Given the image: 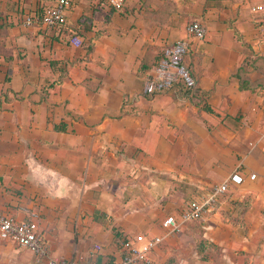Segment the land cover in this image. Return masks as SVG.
<instances>
[{
    "label": "crops",
    "instance_id": "obj_1",
    "mask_svg": "<svg viewBox=\"0 0 264 264\" xmlns=\"http://www.w3.org/2000/svg\"><path fill=\"white\" fill-rule=\"evenodd\" d=\"M22 1L16 0L18 15H10L28 37H14L11 28L0 39V212L30 220L53 256L114 264L123 241L162 236L163 220L188 205L185 197L204 200L238 172L243 184L229 182L206 218H240L238 228L224 226L213 239L264 264V89L240 92L233 78L246 55L214 20L216 3L228 0H167L177 16L164 0H123L119 12L109 0H67L65 24L51 29H26L22 20L56 0ZM204 3L206 12L199 9ZM157 9L158 23L149 17ZM251 16L264 33L258 14ZM193 21L206 29L209 44L186 34ZM241 24L251 31L249 20ZM54 32L61 38L37 57L34 34ZM73 37L88 40L92 52L74 50ZM176 41L191 42L192 55L208 54L194 65L193 88L146 97L148 75L138 72L146 47ZM59 42L60 54L50 55ZM250 71V81L264 83V75L254 72L252 79ZM57 124L63 132L53 130ZM102 218L111 223L107 229L94 223ZM174 235L150 253L155 264L182 262L169 260ZM0 264L48 262L0 239Z\"/></svg>",
    "mask_w": 264,
    "mask_h": 264
},
{
    "label": "built area",
    "instance_id": "obj_2",
    "mask_svg": "<svg viewBox=\"0 0 264 264\" xmlns=\"http://www.w3.org/2000/svg\"><path fill=\"white\" fill-rule=\"evenodd\" d=\"M108 2L115 10L123 9V0H109ZM39 8L42 10L40 15L33 13L23 17L22 26L24 28L43 26L51 29L65 24L67 0H56L51 5ZM252 11L258 14L264 31V0H257V3L252 7ZM186 34L195 40H203L206 35V29L199 22L193 21L186 26ZM70 42L74 47L81 45V41L77 37H73ZM187 51L188 44L183 41H176L162 49L161 59L145 79L143 87L145 95L155 96L177 89L179 83H183L186 89L193 88L195 81L184 64V57ZM255 178V174L249 175L250 180ZM229 182L239 186L243 184L244 178L240 173L234 172L229 176L228 182L225 181L214 188V193L210 197L201 201H191L177 215H167L162 222L164 230L162 236L146 239L141 234L137 235L135 237L137 245L126 244L125 253L114 264H155L150 253L163 242L166 236L180 232L190 221L203 219L204 213L213 209L217 196L227 192ZM0 239L11 241L29 250L38 259H46L48 264H97L94 260L74 263L70 260L53 256L46 244L40 239L36 228L30 220L17 221L1 212ZM95 249L98 250L99 246H95ZM177 264H181V262Z\"/></svg>",
    "mask_w": 264,
    "mask_h": 264
},
{
    "label": "rangeland",
    "instance_id": "obj_3",
    "mask_svg": "<svg viewBox=\"0 0 264 264\" xmlns=\"http://www.w3.org/2000/svg\"><path fill=\"white\" fill-rule=\"evenodd\" d=\"M25 1L28 2L30 0H23L22 2L25 3ZM164 1H165L164 6L167 5L168 7H171L172 9L171 13L175 14L176 13L175 11L177 9L176 6L173 5L172 3L169 4L167 0ZM251 3H252L251 0H242L241 4L237 6L235 5L234 0H228L224 4L216 3L214 7L215 10L214 20L216 22L223 23L225 25L226 31L230 32L232 40L238 43V52L240 54L243 53V55H246L245 57H242L241 60L245 61L248 66L252 67L250 72H253L252 75H254V77L252 79H254L256 77V73L254 72H258L264 75V62L258 61L256 64L254 63L255 57L258 56L263 58V56L258 54L261 53L264 54V52L261 51V47H260V45L264 46V33L256 32L255 31L256 27L254 26V24L252 26L250 20L251 19L254 20V18L252 16L250 17V15L252 14L254 15L256 13L252 11L253 4L251 5ZM16 4H17L16 0H0V39L2 37H5V35L7 34L5 33L6 29L10 30L11 28H15V31L13 30L14 37H21L28 35L27 32L21 30L20 23L18 22L17 19V15L19 11H15L14 9ZM209 6L210 5H208L207 3H204L199 6V9L206 12L207 7ZM190 9L192 10L193 7L191 6ZM10 12L12 13L15 12L17 14L16 17L14 18L12 15H10ZM160 13H161L160 10L157 9L155 12H152V15L149 17L155 18V22L158 23L159 18L161 17ZM177 15L178 14L176 13L175 16ZM247 20H249L250 25L252 26V28L250 29L251 31L241 30L238 26V24L242 25L241 23ZM187 22H185V26L187 25ZM100 32L101 30L98 33ZM181 32H182L181 37H183L182 35H184L185 32L183 28H181ZM55 33L56 32H54V34H52L51 36H47L46 34H42V33L34 34L35 37L39 39L38 42L39 48L34 52V54L37 55V57L42 58L41 48L46 49L48 44H50L51 42L53 43L54 41H57L58 39L61 38L60 35L58 37H55ZM209 40H210V36L206 34V36H204V40L200 41V43L201 45H203V43L207 45L209 44L208 43ZM189 45H191V42L189 43ZM65 46L69 47V45L66 44ZM62 47L63 44L62 43L60 44L59 42L58 45L56 44L54 48L55 50L50 55L60 54ZM88 47H91L89 41L82 40L81 45L78 48H73V49L77 51L80 50L86 51ZM161 49L162 46L146 47L145 54L146 55L149 54V58L148 61H146V64H154V62L157 60V57L161 52ZM202 51H199L198 53H194L193 55L192 53H190L189 56L187 57V59H189L192 64V68H191L192 71L194 65L199 64V62H201L205 56L206 58H208V54L206 55ZM142 59L143 57L140 59V62ZM250 67H248V69ZM185 93L188 94V92ZM263 114H264V108H263ZM232 221L233 220L231 218V219L215 221L213 223L210 222L209 220H204L202 223H193L189 225L187 224L186 226H184V228H182L180 232L176 233L172 238V242L168 250L170 255H172V257L169 258V260L172 259L176 261L179 257L180 261L182 260L181 264H252V259L247 257L245 254L237 250L231 252L228 249L223 248L218 244H216L215 240L213 239L212 236L213 231L215 232L216 230L224 229V226H226V228H228L229 226L232 227V225L236 226L235 228H238V226H240V224L234 225ZM94 223L101 224L104 229H107L108 226L111 224L110 221H107L106 218H102L100 221L95 220ZM223 231L220 230V232Z\"/></svg>",
    "mask_w": 264,
    "mask_h": 264
},
{
    "label": "trees",
    "instance_id": "obj_4",
    "mask_svg": "<svg viewBox=\"0 0 264 264\" xmlns=\"http://www.w3.org/2000/svg\"><path fill=\"white\" fill-rule=\"evenodd\" d=\"M113 10H115V9H113ZM115 11L119 12L121 10H115ZM41 12H42V10L39 9V10H37L36 13H37V15H40ZM260 26H262V23L259 24V27ZM102 32H104V29H102ZM85 52H86V54H89L90 52H92V46L91 47H88ZM189 54H190V45L188 44V51H187V53L185 54V57H184V64H185V66L187 67L188 71L190 72V74L192 76V70H191L190 66L186 62V59L189 56ZM161 57H162V50H161L159 56L157 57V60L154 62V64H146V61H148V58H149V54H147V55L145 54V56L143 57V59L141 60L140 65H139L138 72L141 73V75H149L152 72V69L157 65V63L159 62V60L161 59ZM258 61L264 62V57L263 58L262 57H255L254 58V63L256 64ZM248 67H250V66H248L247 63L244 61L243 64H241L240 66H238V68L236 69L235 73L233 74V78L238 82V89H239L240 92H246V91L252 92V91L258 90L256 92L260 93L261 90L264 89V83L263 82L262 83H254V82L250 81L246 77V73L248 71H250L252 69V67H250L249 69H248ZM8 81H9V78L7 77L4 80V82H8ZM177 87L180 90L185 88V86H184L183 83H179L177 85ZM145 96L148 97V98L153 97V96H150V95H145ZM15 98H17L18 100L21 99L19 96H16ZM7 100H9V99H8V97L6 95L5 98H4V101L7 102ZM52 128H53L54 131L60 132V133L63 132V130H64L63 129V126L61 124L53 125ZM197 198L198 197L195 198V197H189L188 196V197H185V200L188 203H190L191 201H197ZM214 207H215V205H214ZM175 214H178V212H175ZM243 214L244 213H241V217L243 216ZM206 215H207V213L205 212L204 215H203V219L193 220V221L188 222L187 224L189 225V224H193V223H202L204 220H207V218H206L207 216ZM232 220H233L232 222H233L234 225L235 224H240V225L242 224L240 218H234ZM126 243H127L126 240L123 241L122 242V245L120 247L121 248V254L122 255L126 251V249H125V244Z\"/></svg>",
    "mask_w": 264,
    "mask_h": 264
}]
</instances>
